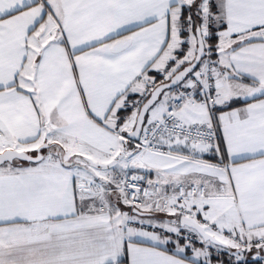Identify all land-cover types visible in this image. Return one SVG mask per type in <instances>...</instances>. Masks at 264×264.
<instances>
[{"label": "snow or ice", "instance_id": "snow-or-ice-1", "mask_svg": "<svg viewBox=\"0 0 264 264\" xmlns=\"http://www.w3.org/2000/svg\"><path fill=\"white\" fill-rule=\"evenodd\" d=\"M213 247L264 264V0H0V264Z\"/></svg>", "mask_w": 264, "mask_h": 264}, {"label": "crops", "instance_id": "crops-1", "mask_svg": "<svg viewBox=\"0 0 264 264\" xmlns=\"http://www.w3.org/2000/svg\"><path fill=\"white\" fill-rule=\"evenodd\" d=\"M135 98H137V97H134V99ZM128 113H122V115H127ZM217 115H219V113H217ZM222 140H223V135H222V132L220 133V141H213V143L215 144V143H218V142H222ZM43 153H44V151H43ZM45 155L47 154V153H44ZM204 159H206V160H208V161H210V162H212V163H216V162H218V160H219V157H214L213 155H212V153H207V154H205L204 155ZM241 163H244V162H246V161H240ZM21 164H22V166H24V167H28L29 166V162H20ZM150 178H152V179H155V173H153L152 175H151V177ZM121 207L122 208H124V210L125 211H127L128 209L127 208H125L123 205H121ZM156 216H158V217H160L161 219H168L169 217H167V216H165L164 214H160V213H157V214H155ZM136 227H139V224L137 223L136 225H135ZM144 228H145V230L146 231H154V230H157V229H153L151 226H149V225H145L144 226ZM183 234H186V233H183V231H182V235ZM175 239H176V237L175 236H173V240L175 241ZM180 242H181V244H183L184 243V241H183V239L181 238L180 239ZM192 242H193V244H194V246L195 247H197V248H202L203 247V245L200 243V241L199 240H197V239H195L194 237L192 238ZM166 249H167V251L169 252V254H171L173 251H174V249H175V244L173 243V244H169V245H167L166 246ZM209 252H210V260H211V264H224V262L222 261L223 260V258H221L219 255L220 254H223V256L224 255H228L229 256V254H228V252L227 251H224V250H221V251H217V249L216 248H210L209 249ZM184 255H186V256H188V257H192V250H191V248H189L187 251H186V253L184 254ZM221 260V261H220ZM225 262H226V260H225Z\"/></svg>", "mask_w": 264, "mask_h": 264}, {"label": "trees", "instance_id": "trees-1", "mask_svg": "<svg viewBox=\"0 0 264 264\" xmlns=\"http://www.w3.org/2000/svg\"><path fill=\"white\" fill-rule=\"evenodd\" d=\"M221 258H223V262H224V264H227V262L230 260V259H232L230 256H228V255H224L223 256V254H220L219 255ZM225 260H226V262H225Z\"/></svg>", "mask_w": 264, "mask_h": 264}, {"label": "built area", "instance_id": "built-area-1", "mask_svg": "<svg viewBox=\"0 0 264 264\" xmlns=\"http://www.w3.org/2000/svg\"><path fill=\"white\" fill-rule=\"evenodd\" d=\"M130 176H131V173H129V178H130ZM140 186H141V188L147 187V180L141 182Z\"/></svg>", "mask_w": 264, "mask_h": 264}, {"label": "rangeland", "instance_id": "rangeland-1", "mask_svg": "<svg viewBox=\"0 0 264 264\" xmlns=\"http://www.w3.org/2000/svg\"><path fill=\"white\" fill-rule=\"evenodd\" d=\"M44 151V153H47V150L45 149V150H43ZM221 261V260H220Z\"/></svg>", "mask_w": 264, "mask_h": 264}, {"label": "water", "instance_id": "water-1", "mask_svg": "<svg viewBox=\"0 0 264 264\" xmlns=\"http://www.w3.org/2000/svg\"><path fill=\"white\" fill-rule=\"evenodd\" d=\"M42 152H43V150H42ZM20 162H24V160H22V161H20ZM25 162H28V161H25Z\"/></svg>", "mask_w": 264, "mask_h": 264}]
</instances>
